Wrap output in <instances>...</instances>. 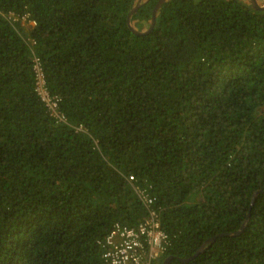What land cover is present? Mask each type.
<instances>
[{
	"label": "trees",
	"instance_id": "1",
	"mask_svg": "<svg viewBox=\"0 0 264 264\" xmlns=\"http://www.w3.org/2000/svg\"><path fill=\"white\" fill-rule=\"evenodd\" d=\"M137 1L0 0V264H104L112 227L147 215L134 186L170 241L157 264H264V10L166 0L136 35Z\"/></svg>",
	"mask_w": 264,
	"mask_h": 264
},
{
	"label": "built area",
	"instance_id": "2",
	"mask_svg": "<svg viewBox=\"0 0 264 264\" xmlns=\"http://www.w3.org/2000/svg\"><path fill=\"white\" fill-rule=\"evenodd\" d=\"M3 15L0 12V16ZM11 23H19L22 26L34 27L36 22L30 18L29 13L17 14L10 12L4 15ZM35 91L44 103L48 113L57 122H66L65 116L59 110L60 99L53 95L45 82L38 58H34ZM78 131H85L83 126ZM130 182L134 177H129ZM134 190L140 201L147 209L145 218L135 227H128L116 223L106 238L101 242L104 248V264H157L162 255L167 251L170 241L163 231L160 215L153 208L154 198L150 187L134 186Z\"/></svg>",
	"mask_w": 264,
	"mask_h": 264
},
{
	"label": "water",
	"instance_id": "3",
	"mask_svg": "<svg viewBox=\"0 0 264 264\" xmlns=\"http://www.w3.org/2000/svg\"><path fill=\"white\" fill-rule=\"evenodd\" d=\"M166 0H158V2L156 3L154 9H153V12H152V16H151V22H150V25L149 27L147 28V30L145 31H138L136 30L135 28H133L132 24H131V19H132V16L135 14V12L138 10V8L142 5V0H138L137 3L135 4V6L132 8V10L129 12L128 16H127V24H128V27L129 29L136 35H146L148 34L154 27L155 25V22H156V16H157V13H158V10L160 9V7L162 6V4L165 2ZM250 3L252 5V7L255 9V10H264V5H259V3L257 2V0H250ZM255 197H256V194L253 196V201L252 203L254 202L255 200ZM247 221V220H246ZM244 224L241 226L240 230L238 232H235L234 234H239L240 232H242L243 228H244ZM231 233H221L217 236H214V237H211L209 238L198 250L197 252L189 257V258H186V259H182L181 261L183 263H187L189 262L190 260L194 259L198 254H200L201 252H203L206 247L210 244H212L217 238L219 237H223V236H227V235H230ZM171 260L172 258L171 257H167L163 264H170L171 263Z\"/></svg>",
	"mask_w": 264,
	"mask_h": 264
}]
</instances>
